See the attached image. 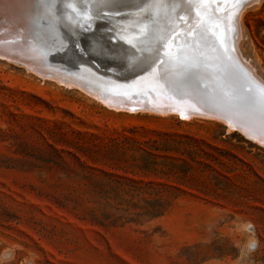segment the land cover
Returning a JSON list of instances; mask_svg holds the SVG:
<instances>
[{
  "label": "rangeland",
  "instance_id": "obj_1",
  "mask_svg": "<svg viewBox=\"0 0 264 264\" xmlns=\"http://www.w3.org/2000/svg\"><path fill=\"white\" fill-rule=\"evenodd\" d=\"M206 2L178 33L214 8L208 33L228 26L231 5ZM253 5L237 52L264 81ZM62 78L0 58V264H264L263 144L216 119L117 110ZM155 199L164 214H144Z\"/></svg>",
  "mask_w": 264,
  "mask_h": 264
},
{
  "label": "water",
  "instance_id": "obj_2",
  "mask_svg": "<svg viewBox=\"0 0 264 264\" xmlns=\"http://www.w3.org/2000/svg\"><path fill=\"white\" fill-rule=\"evenodd\" d=\"M167 1L44 0V17L34 20L30 30L44 55L45 72L98 91L126 111L180 119L210 114L226 130L232 124L234 132L264 144V82L236 49L238 17L246 1L234 4L230 24L220 21L215 36L208 33L215 15L221 18L215 8L197 12L205 23L202 31H177L182 19L191 28L196 9L207 0H185L186 6L174 0L171 13L165 10ZM165 12L171 14L169 21ZM51 38L59 44L48 53Z\"/></svg>",
  "mask_w": 264,
  "mask_h": 264
},
{
  "label": "bare ground",
  "instance_id": "obj_3",
  "mask_svg": "<svg viewBox=\"0 0 264 264\" xmlns=\"http://www.w3.org/2000/svg\"><path fill=\"white\" fill-rule=\"evenodd\" d=\"M245 1H246V4L243 6L242 10L240 11L239 17H238L236 49H238L239 40L241 38L247 37L246 28L242 24V15L244 11L246 10L248 6L252 4L256 5L261 2V0H245ZM43 2L44 0H0V58L14 60L17 62L18 60L19 61L23 60L21 64L24 65L25 67L32 69L35 72L48 75V73L45 72L48 69H44V68H47L45 65L44 55L41 49L40 48L38 49L36 38L32 35L31 30H30V26L32 22L34 21L32 20V17L35 13V10L38 8L40 9ZM235 3H238V0L236 2L234 1L231 3V6H230L231 8L229 10V13L227 14L229 19L232 14L231 11H233L235 7H237V5L236 6L234 5ZM41 18L37 20H40ZM229 24H230V21H229ZM62 43H64L63 40H62ZM65 43H66V40H65ZM48 44L50 46L47 50H48V53H51L53 52V50L57 48V45L59 44V42L51 38L50 41H48ZM176 57L177 56L175 55H171L170 58H176ZM32 66L35 68H32ZM51 70L52 72H56L54 69H51ZM249 71L253 74L251 70ZM60 74L62 75V73ZM51 76L56 77L57 79L60 80L59 75H56V76L51 75ZM65 77H67L66 74H65ZM257 78L260 79L259 77ZM62 80H63L62 82H64L65 84H69L73 86L76 85L74 82L70 80H66L65 78H62ZM76 86H79V85H76ZM80 88L85 90L87 93H90L91 95L95 96L103 104L109 107L115 108L117 110H124V109H120L117 106H113L112 105L113 102L111 103L107 99L103 98V96L98 91H94L91 89L86 90V88H83V87H80ZM128 112H138V111L129 110ZM192 117H196V116H187L182 119H191ZM199 117L211 118L210 114H207L205 116H199ZM228 130L235 131V127L232 124H229ZM252 140H254V142L256 141L257 143L262 144V140L257 137L255 138L253 137Z\"/></svg>",
  "mask_w": 264,
  "mask_h": 264
},
{
  "label": "trees",
  "instance_id": "obj_4",
  "mask_svg": "<svg viewBox=\"0 0 264 264\" xmlns=\"http://www.w3.org/2000/svg\"><path fill=\"white\" fill-rule=\"evenodd\" d=\"M167 202L162 201L161 199H155L153 201H149L147 203V208L144 214L151 215V216H159L164 214L167 209Z\"/></svg>",
  "mask_w": 264,
  "mask_h": 264
}]
</instances>
